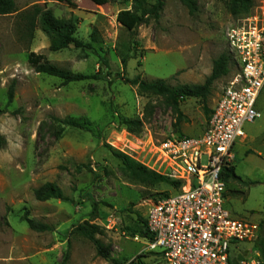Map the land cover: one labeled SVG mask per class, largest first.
Wrapping results in <instances>:
<instances>
[{"label":"rangeland","instance_id":"rangeland-1","mask_svg":"<svg viewBox=\"0 0 264 264\" xmlns=\"http://www.w3.org/2000/svg\"><path fill=\"white\" fill-rule=\"evenodd\" d=\"M165 1L160 19L134 32L117 22L118 13L129 6L114 0H15L17 12L0 15V135L6 140L0 146V264H61L69 244L68 264L150 261L148 241L136 242L128 228L134 227L139 214L146 218L156 197L175 191L165 184L147 186L124 176L111 148L156 168L160 143L177 135L197 136L204 131L208 115L200 99L187 98L180 104L183 118L178 120L161 97L141 94L123 77L162 79L171 87L204 84L214 60L228 53L225 29L242 19L228 12L227 0H196L194 15L180 0ZM253 1L254 7L264 4ZM34 6L52 10L59 19L74 17L76 37L92 43L93 50L52 51L40 26L33 41L23 40L19 15ZM31 52L63 70L104 79L64 85L61 79L36 73L28 62ZM123 57L128 58L124 74ZM103 59L109 61V70ZM236 72L233 64L231 74ZM228 77L214 83L210 110ZM13 81L15 97L7 109ZM149 105L151 115L146 110ZM256 108L261 118L244 125L246 137L236 142L232 154L237 176L260 184H227L225 205L233 216L261 224L263 237L264 90ZM68 116L89 120L90 129L67 128L62 138L55 139L49 131L51 117ZM123 118L142 120V131L129 133L121 124ZM47 184L58 186L68 202L37 200L35 190ZM23 216L52 230L35 231L21 220ZM84 222L102 228L98 238L111 246L112 260L98 257L88 240L73 234ZM233 250L254 253L256 247L244 242Z\"/></svg>","mask_w":264,"mask_h":264},{"label":"built area","instance_id":"built-area-1","mask_svg":"<svg viewBox=\"0 0 264 264\" xmlns=\"http://www.w3.org/2000/svg\"><path fill=\"white\" fill-rule=\"evenodd\" d=\"M236 73L223 86L201 135L172 136L160 143L150 170L182 183L147 209L152 239L148 252L160 253L158 264H264L257 251L234 252L254 243L260 224L233 216L226 208L225 168L233 166L236 142L244 125L261 118L256 103L264 90V4L224 31ZM254 254V255H253ZM241 257V260H240ZM124 264H143L132 259Z\"/></svg>","mask_w":264,"mask_h":264},{"label":"trees","instance_id":"trees-1","mask_svg":"<svg viewBox=\"0 0 264 264\" xmlns=\"http://www.w3.org/2000/svg\"><path fill=\"white\" fill-rule=\"evenodd\" d=\"M119 1L127 6L121 10L117 15V22L121 24L128 31L134 32L138 27L143 25H149L151 21H158L160 19L161 13L165 6V0H155L154 4H149L148 0H114ZM183 5H185L190 14L194 15L198 11V3L196 0H180ZM226 7L228 12L236 19L248 16L253 8V0H227ZM16 3L15 0H0V15L6 16L16 13ZM19 26L21 32V38L29 42L33 41L34 34L38 26L47 35L51 41L52 51H61L63 49H68L74 47L76 49L83 50H93L92 43H85L76 37L78 31V23L74 17L65 19L57 18L53 11L50 9H43L40 6H34L30 10H26L19 15ZM97 33L94 32L92 35L93 42H96ZM28 62L36 73L48 75L61 79L64 85H68L74 82H82L86 80H103L104 77L99 74L85 75L82 73H73L49 63L43 55H38L31 52L28 56ZM103 62L109 70V61L103 59ZM123 66V74L126 72L128 65V58L123 57L121 59ZM233 58L230 53H222L213 62V68L211 75L206 79L204 84L199 85H182L178 87H171L167 84L166 80L157 79L154 81H145L139 76L135 78L123 77L126 83L138 88L141 94H151L161 97L165 105L171 108L178 115V120L183 118V114L180 109V104L183 100L187 98L200 99L203 102L205 113L208 115V119L212 113L207 106L208 98L212 93V87L214 83L221 79L226 78L231 75V66L233 65ZM110 74V73H109ZM123 76V75H122ZM15 81L10 85L7 92V104L8 109L14 101L15 97ZM149 115L153 113L152 107L149 105L146 108ZM3 112L0 110V113ZM122 126L129 133H139L142 131L144 123L139 119H125L121 120ZM91 122L84 118H74L66 117L64 119H59L57 117H51V123L49 125V131L55 139H60L64 135L67 128H74L80 130L90 129ZM6 143L4 137L0 135V146ZM112 154L121 162V170L124 176L132 181L139 182L147 186H157L161 184L168 185L177 191L181 188L182 183L179 181H174L169 177L158 174L146 166L138 163L130 156L116 151L111 148ZM222 178L227 184L238 183L243 186H251L260 184V182L254 181H243L236 174L235 166L225 168L222 172ZM35 197L39 201H48L51 199L61 200L63 202H68V198L65 197L63 191L54 184H47L39 189H36ZM169 193H162L154 200L162 199L168 197ZM226 196V195H225ZM22 221H26L30 228L35 231H51V227L43 225L41 223H36L34 220L29 219L27 216H23ZM261 226V224H260ZM128 230L134 236H139L141 238L150 240L152 235L149 232L147 219L142 215H138V220L134 224V227L128 228ZM73 234H78L88 240L95 248L98 257L105 260L111 259V246L106 245L101 239L98 238L99 235L103 234L102 228L90 222H84L77 225L73 230ZM264 233V228H263ZM256 251L261 254L264 259V236H258L254 241ZM70 249V244H69ZM69 249L64 255V260L61 264H68L70 259ZM148 263L143 264H158L156 258L160 256V253L149 252ZM116 264H124L125 262L114 261Z\"/></svg>","mask_w":264,"mask_h":264},{"label":"crops","instance_id":"crops-1","mask_svg":"<svg viewBox=\"0 0 264 264\" xmlns=\"http://www.w3.org/2000/svg\"><path fill=\"white\" fill-rule=\"evenodd\" d=\"M213 108H214V107H213ZM213 108H212V110H213ZM207 121H208V120H207ZM202 133H203V131H202L200 134H198V135H201ZM198 135H197V136H198Z\"/></svg>","mask_w":264,"mask_h":264},{"label":"water","instance_id":"water-1","mask_svg":"<svg viewBox=\"0 0 264 264\" xmlns=\"http://www.w3.org/2000/svg\"><path fill=\"white\" fill-rule=\"evenodd\" d=\"M240 260H241V257H240Z\"/></svg>","mask_w":264,"mask_h":264}]
</instances>
